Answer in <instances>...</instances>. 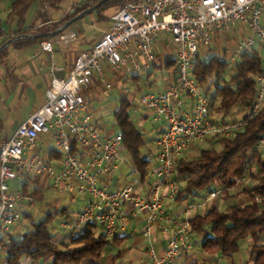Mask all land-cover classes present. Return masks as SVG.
<instances>
[{"label": "built area", "instance_id": "1", "mask_svg": "<svg viewBox=\"0 0 264 264\" xmlns=\"http://www.w3.org/2000/svg\"><path fill=\"white\" fill-rule=\"evenodd\" d=\"M108 20L109 26L92 48L77 55L67 77L51 79L43 106L0 144V238L20 224L24 203L33 206L32 196L11 191V184L32 177L39 184L50 181L55 189L88 198L61 225L69 238H76L92 223L111 242L122 210L129 205L143 218L144 239L150 240L157 223L167 233L161 255L152 247L147 249L151 263L175 264L192 246L191 220L198 204L187 202L180 213L169 215L160 194L167 187L172 198L178 195L182 182L174 174L181 155L200 143L234 137L264 108V0H125ZM163 33L172 38L175 75L166 79L163 90L142 91L136 97L138 107L165 126L154 140L158 166L144 199L133 186L110 190L102 185L123 160L122 138L98 125L83 93L96 76L102 96H109L112 84L106 79L105 66L114 75L130 78L152 72L155 45ZM224 35L236 37L226 59L229 67L246 55L260 57L254 99L235 122L212 118L206 89L193 77L197 57L208 60L210 50L204 49ZM74 38L75 33L68 30L42 41L40 49L51 55L55 44L69 47ZM41 135L50 136L60 155L52 164L43 160L42 148L34 152ZM253 151L264 152V134ZM246 177L236 184L241 185ZM220 192H210L206 203Z\"/></svg>", "mask_w": 264, "mask_h": 264}, {"label": "trees", "instance_id": "2", "mask_svg": "<svg viewBox=\"0 0 264 264\" xmlns=\"http://www.w3.org/2000/svg\"><path fill=\"white\" fill-rule=\"evenodd\" d=\"M33 1L35 0H16L11 6L8 18L14 17L17 12ZM99 1L92 0L91 4L78 6L72 15L58 23L54 22L45 32L18 28L12 34L2 33L0 46L14 36L55 31L74 15ZM124 1L109 0L88 16H93L99 24H105L109 18L106 16V12L113 9L118 10ZM47 39L49 38L41 37L15 41L1 52L0 59L8 49L19 50L40 44ZM172 52L174 53V47ZM226 59L227 57L221 58L214 55L208 60L197 57L193 77L198 85L207 87V96H209L210 88L227 75L229 65ZM160 63L167 70L166 76L174 77L176 64L173 55L171 57L167 54L162 57L155 51L152 72L144 77L145 82L154 75L153 72L160 69ZM233 70L230 79L216 88L218 96L216 108L212 109L211 101L210 110L222 113L224 117L236 104L246 109L252 103L255 94L254 78L260 71V57L243 56L235 64ZM130 79L133 81L132 83L137 84L140 78L132 77ZM132 106L133 101L126 94L119 98L118 105L112 115L122 138V150L128 154L131 169L139 175L140 181L143 183L150 171L149 157L142 153L148 140L128 115ZM263 134L264 108L243 131L234 137L210 142L209 146H211L199 150L198 155L194 158L181 155L176 160L174 177L182 182V187L176 196L177 201L206 200L210 192L221 191L215 200L208 202L209 207L203 215H197L191 220L190 235L202 238L199 241V248L208 257L219 255L231 258L239 251L240 243L248 239L250 241V258L247 264H264V152L257 154L253 151ZM213 144H216L217 147H214ZM245 175H247L248 182L238 186L236 182L242 180ZM36 194L37 191H34L33 195ZM238 197H247L248 201L241 204L232 203L226 210L219 207V201L224 203ZM24 217L29 218L30 216L24 214ZM51 217L48 215L30 232L18 233L19 237L17 238L11 234L0 238L2 264H19L22 259L48 264H83L85 262L100 264L103 261L109 241L104 238L103 234L97 232L95 225L92 223L87 225L76 238H69L67 244L63 242L58 244L52 240L48 230Z\"/></svg>", "mask_w": 264, "mask_h": 264}, {"label": "crops", "instance_id": "3", "mask_svg": "<svg viewBox=\"0 0 264 264\" xmlns=\"http://www.w3.org/2000/svg\"><path fill=\"white\" fill-rule=\"evenodd\" d=\"M15 1L16 0H7V5L5 6V8H3L4 10H2L3 13L0 16V30L4 34H12L18 28H22V30L33 31L43 30V32H45V30L53 25L54 22L58 23L65 17L68 18L69 15H72L78 6L92 3V0H35L28 4L27 7H24L19 12H17L14 17L8 18V15L11 12V6ZM78 22L71 25V27H69L63 33L71 30L77 35H82L84 37L88 30L85 29V26H81L80 23L77 24ZM79 25L81 26L80 30ZM108 26L109 22L106 28ZM83 31L86 32L83 34ZM101 35L99 36V38L101 37ZM82 36L79 42L72 43L69 45V47L55 44L53 47V53L51 55L43 52L40 49L39 43L21 48L19 50L8 49L6 51L4 56L0 59L1 142L8 140L15 129L20 126L28 118L29 115L43 106L45 102V90L47 89L51 79H65L68 75V72H70L71 68L73 67L77 55L79 53L89 51L92 48L93 44L99 39L98 38L94 40L93 43H90L92 42L93 38H91L90 40H86V36L84 38ZM105 76L108 81H112L114 83V86H116L117 83L121 87L126 86H124L123 79L118 78V75H114L108 66H105ZM168 78L169 76H164V78H162L163 81L159 86H155V84L151 81L152 77L148 78L146 82L144 81L145 78L142 77L138 80L137 84L132 83V86H134L136 91V95L131 98V100L133 101V105L135 106L136 97L142 91H149L151 89L163 90L166 85V79ZM94 81L97 85H99L98 87L101 88V85L98 82V77L95 76ZM87 90L88 88H86L84 92ZM118 90L119 100L120 97L126 95L127 93H124L122 91L123 89L121 90V88H119ZM108 97L111 98L110 93ZM87 102L89 104L90 111L94 116L96 111L90 107V103L88 100ZM99 108H101V111L102 109L105 110L107 108V104H101L99 105ZM133 113L135 119L134 123L138 128H142L144 126L146 127V123L152 120L151 126L147 125V130L151 129V136L149 137L150 140H148L149 144L147 150L149 151L148 157H152L154 159V170L151 173L149 172L148 177L145 181H143V183H141L140 178L136 176L128 182V179L130 178L129 176H133L130 175L129 172L125 175V178L123 177V175H119V177L117 176L121 165L120 163L119 168L115 172V174L112 177L103 180L102 185L106 186L110 190H120L127 187L128 185L133 186L137 190V192L141 196H143L144 199H147V184L149 182H155L154 172L156 170V167L158 166L154 140L157 139L158 134L162 129L165 128V126L161 121L154 120L144 111V109L138 107V105L134 107ZM44 136L45 135H41L39 137L37 147L35 148L34 152H36L38 148H42V158H44L43 160L49 164H52L60 155L56 152L53 145H46L47 138L45 139ZM122 152L123 150L121 149V154ZM123 160L126 159L123 158ZM29 182L36 181L34 180V178L30 177L28 180L21 179L13 182L10 186L11 191H23L25 193H28ZM48 185L49 187H52L50 181H48ZM13 186L15 187V189H13ZM160 195L169 215L180 213L187 203L186 201L179 202L176 200V198H172L167 191V187ZM81 200L83 202L81 205L82 207L88 200V198L84 197L81 198ZM247 201V197H238L233 201V203L241 204L246 203ZM81 207L76 211H79ZM197 207V215H203L207 211L209 203L207 202L205 205L200 203ZM227 207L228 205L226 206V209ZM76 211L74 213H76ZM67 212V209L63 208L60 214L67 217ZM24 214L29 215L28 213H21V224H25L29 219L25 218ZM117 224V235L111 242L109 241V249L107 252H105L104 259L100 264H152L151 260L147 256V249H149V247H152L158 255H161L162 250L166 247L167 233L163 231V227L161 224L157 223L153 227L152 235L149 241L143 238V218L140 215L134 213L132 206H124ZM14 229L11 231L9 230L8 234H12V231L16 230L18 231V233H20L18 227H14ZM167 229L169 230L170 227L167 226ZM190 239L192 241L191 248L185 250L184 253L177 259L175 264H219V261H217V257H208L201 248H199L200 253L197 251L195 246L197 244V241L200 239L199 237L190 235ZM41 263L48 264L44 262ZM83 264L91 263L85 262Z\"/></svg>", "mask_w": 264, "mask_h": 264}, {"label": "rangeland", "instance_id": "4", "mask_svg": "<svg viewBox=\"0 0 264 264\" xmlns=\"http://www.w3.org/2000/svg\"><path fill=\"white\" fill-rule=\"evenodd\" d=\"M7 0H1L0 2V16L2 15L4 10L3 8H5ZM9 1V0H8ZM116 10H108L106 12V16H111V13H113ZM109 19V18H108ZM96 19L93 16H85V18L81 21H79L77 24H81V26H85L88 31L86 33V35H84V37L86 38V40H90L91 38H93L92 42L93 43L94 40L98 39L99 36L107 29L106 26L108 25L109 20H107V22L105 24H99L97 21H95ZM80 26V25H79ZM81 26L79 27V30L81 29ZM74 28V27H73ZM86 32V31H85ZM84 31L82 32L83 34L85 33ZM75 33V32H74ZM81 33V34H82ZM75 38L74 40L71 42L72 43H76L80 41L81 36L77 35L75 33ZM83 37V36H82ZM83 37V38H84ZM219 42L217 43L212 42L210 43V45L208 47H206L204 50H210L209 51V55L208 57L211 56H218L221 58H225L228 57L230 55V53L233 51L234 47H235V41H236V37L235 36H231L228 37L227 35L224 36H220L219 37ZM156 46V52H158L159 54L162 55V57H164L165 55L167 56V54H169L171 57L173 55L172 52V48H173V43H172V38L165 35L164 33L162 35H160ZM160 69L156 70L151 79V81L155 84V86H159L161 84V82L163 81L162 78H164V76L167 75V70L164 69V66L162 65V63H160ZM234 67L230 66L228 68L227 71V75H225L221 80H219V82H217L215 85H213L210 88V92H209V98L213 103V108H216L218 105V96L216 95V88L220 87L222 85V83L225 81H228L230 79V76L232 74V72ZM118 75V78L123 79L124 81V86L125 87H121L119 86V84L117 83L116 86H114V83L112 81V89L110 91L111 94V98L109 97H103L101 96L100 92L102 89L98 87L99 85H97L95 83V81H93V83L90 85V87L88 88L87 91L84 92L85 98L86 100L89 101L90 103V107L95 110V114L93 116V118L95 117V120L98 122V125L105 130L106 132L110 133V134H118V127L115 124V120L113 117V112L116 109L117 105H118V95H119V88H121V90L124 93H127L129 96V99L133 98L134 95H136V91L134 86H132V81L130 78H127L126 76H121ZM162 77V78H161ZM119 87V88H118ZM205 89L207 88L206 86L204 87ZM120 90V91H121ZM101 102V103H100ZM101 104H107V108L104 110L101 108H99V105ZM135 106L136 102H135ZM134 105L132 106L131 109H129L128 111V115H130L131 121L134 123V113H133V109L135 107ZM245 113V109H243L239 104H236L235 106H233V108L231 109L230 113L227 116H223L222 113L219 112H215V111H211V115L213 119L216 120H220V121H231V120H236L239 119L243 114ZM93 115V113H92ZM152 124V120H150L149 122L146 123V127H142L139 128L142 133L144 134L145 138L147 140H150V136H151V129L147 130V125L151 126ZM10 131V128H9ZM46 139V145L48 146H52L51 142H50V136L45 135L44 136ZM210 142L207 143H200L198 145L195 146V148L191 149L189 152H187V154H185V156H187L188 158H194L198 155L199 150L201 149H205L210 147L209 146ZM148 144L145 146V148H143L142 153L146 156H148L149 151L147 150ZM214 147H217L216 144H213ZM122 156V158L126 159L123 160L120 165V169L117 173V176L119 177V175H123V177L125 178V175L128 174V172L130 173V175L133 176H129L130 178L128 179V182L136 177H139V175L134 172L131 168V161L128 158V154L126 152H122V154L120 155ZM150 160V173L154 170V159L152 157L149 158ZM248 182V178L246 177L244 182L242 183L243 185L246 184ZM181 188V185H180ZM13 189H15V187L13 186ZM37 191L36 195H33V192ZM235 192V191H233ZM27 194H32V198H33V207H28L27 205L24 206L22 212L23 213H28L29 214V219L26 221L25 224H18L16 227H18L20 230V233H25V232H30L32 231V229L34 228V226L36 224H38L40 221H42L43 219H45L48 215H51V219L49 220L48 223V230L50 235L52 236V240L56 243H65L67 244L69 241V235L68 233H66V231L64 229H62L61 225L64 221H66L67 219L71 218L74 215V212L79 209L82 205V200L81 198H84V196L81 195H76V194H69L67 192L62 191L61 189H55L52 187H49L48 182L45 184H39L37 182H29L28 184V193ZM81 200V201H80ZM234 200L231 201L228 200L226 202H221L219 201V207L222 210L226 209L227 205H230L233 203ZM195 204H206V200H196V202H194ZM25 204V203H24ZM67 209V217H65V215L60 214L62 209ZM59 213V214H58ZM22 221V220H21ZM97 228V232H100V229L98 227ZM14 227H11L10 231L13 230ZM15 230V229H14ZM11 233V232H10ZM13 237H19L18 231H12ZM200 238V237H199ZM202 238H200L199 240L201 241ZM199 240L197 241L196 244V249L199 252ZM109 249V247L106 248L105 252H107ZM200 253V252H199ZM217 261H219V264H247L249 262V258H250V241L248 239L244 240L243 242L240 243L239 245V251L234 254L231 258H225L222 256L217 255ZM2 260H3V255L0 253V264H2ZM19 264H42L41 262H34L30 259H22L20 261Z\"/></svg>", "mask_w": 264, "mask_h": 264}, {"label": "water", "instance_id": "5", "mask_svg": "<svg viewBox=\"0 0 264 264\" xmlns=\"http://www.w3.org/2000/svg\"><path fill=\"white\" fill-rule=\"evenodd\" d=\"M109 0H100L98 3L94 4L93 6L83 10L82 12L78 13L76 16L68 20V22L64 23L63 26L60 28L56 29L55 31L52 32H46V33H41V34H23V35H18L14 36L13 38H10L6 42H4L0 46V54L1 52L8 46H10L12 43L15 41L21 40V39H39V38H53L56 37L57 35L62 34L65 30H67L71 25L74 23L78 22L79 20L83 19L85 16L89 15L91 12L95 11L98 7H100L102 4L107 2Z\"/></svg>", "mask_w": 264, "mask_h": 264}, {"label": "snow or ice", "instance_id": "6", "mask_svg": "<svg viewBox=\"0 0 264 264\" xmlns=\"http://www.w3.org/2000/svg\"><path fill=\"white\" fill-rule=\"evenodd\" d=\"M209 2H210V0H209ZM241 2H243V0H241Z\"/></svg>", "mask_w": 264, "mask_h": 264}]
</instances>
